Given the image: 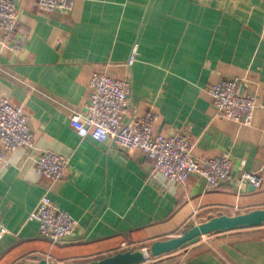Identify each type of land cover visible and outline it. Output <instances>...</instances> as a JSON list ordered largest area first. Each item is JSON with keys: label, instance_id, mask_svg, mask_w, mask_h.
I'll use <instances>...</instances> for the list:
<instances>
[{"label": "crops", "instance_id": "1", "mask_svg": "<svg viewBox=\"0 0 264 264\" xmlns=\"http://www.w3.org/2000/svg\"><path fill=\"white\" fill-rule=\"evenodd\" d=\"M21 49L0 43V97L21 105L35 135L0 163V264L35 256L87 261L179 235L220 213L264 208V107L250 124L218 116L208 92L224 77L246 81L264 105V0H77L70 13L17 0ZM138 60L126 62L133 46ZM95 71L131 76L129 120L160 115L156 131L187 133L197 158L229 153L232 177L214 189L198 174L176 183L151 175L152 159L123 151L71 125L85 109ZM45 150L67 156L65 177L38 176ZM244 172L261 177L248 191ZM79 222L78 240L52 243L29 221L44 194ZM1 233V226H0ZM264 264V224L208 234L144 264Z\"/></svg>", "mask_w": 264, "mask_h": 264}, {"label": "built area", "instance_id": "2", "mask_svg": "<svg viewBox=\"0 0 264 264\" xmlns=\"http://www.w3.org/2000/svg\"><path fill=\"white\" fill-rule=\"evenodd\" d=\"M77 0H37L44 12L70 13ZM20 10L17 0H0V43L21 49L24 40L15 36L19 28ZM139 48L135 44L126 62L129 68L138 60ZM245 79L224 77L211 85L208 92L218 116L229 120H241L250 124L258 107H264L257 97L244 88ZM132 78H116L107 72L95 71L89 81V96L85 109L74 112L71 125L79 137L101 143H110L123 151H137L153 161L152 176L159 175L170 182L184 183L192 174L206 181L207 189L219 187L232 177L233 159L229 153L213 158L200 159L194 155V143L187 133L165 134L156 131L160 115L148 112L132 116ZM35 135L30 130L28 116L21 105L6 97H0V163L8 164L7 154L19 148H34ZM69 160L67 156L45 150L35 159L36 172L49 181L65 177ZM250 181L256 188L262 185L261 177L244 172L240 185ZM29 221L39 223V233L52 243H71L78 240L79 222L66 210L56 206L49 194H44ZM1 233L7 230L1 221ZM184 264V263H179Z\"/></svg>", "mask_w": 264, "mask_h": 264}, {"label": "water", "instance_id": "3", "mask_svg": "<svg viewBox=\"0 0 264 264\" xmlns=\"http://www.w3.org/2000/svg\"><path fill=\"white\" fill-rule=\"evenodd\" d=\"M248 191L256 187L246 181ZM264 224V208L236 215L220 213L209 216L206 220L193 224L179 235L169 236L152 242L147 247L129 248L104 257L87 261L61 262L53 261L43 256H35L21 264H144L152 257H159L178 249H184L198 243L203 236L230 229L259 227Z\"/></svg>", "mask_w": 264, "mask_h": 264}]
</instances>
